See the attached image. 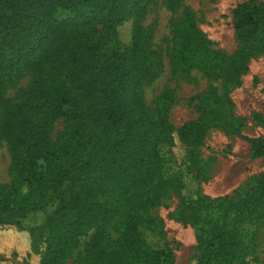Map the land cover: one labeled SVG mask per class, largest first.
<instances>
[{
	"label": "trees",
	"instance_id": "obj_1",
	"mask_svg": "<svg viewBox=\"0 0 264 264\" xmlns=\"http://www.w3.org/2000/svg\"><path fill=\"white\" fill-rule=\"evenodd\" d=\"M145 1L0 0V108L5 79L21 65L30 73L25 98L3 107L0 137L10 144L13 160L26 168L22 180L49 190L43 206L53 210L41 264H61L92 224L84 248L88 262L172 264L167 248L149 244L154 230L143 224L147 208L163 204L171 191L179 200L176 218L199 232V264H245L254 245L246 225L264 219V179L246 192L211 199L185 193L184 174L168 165L171 142L162 108L149 107L142 97L143 85L156 76L152 52L143 44L140 26L130 47L121 49L116 38V27ZM58 9L70 16L57 21ZM231 25L239 43L264 53L263 3L237 4ZM188 32L191 41L178 44L192 53L182 60L200 55L194 40L204 43L196 30ZM200 64L212 67L204 60ZM156 99L168 95L161 92ZM58 119L66 124L59 141L50 135ZM222 125L238 133L229 122ZM202 126L199 118L177 132L194 144L202 138ZM245 139L252 158L264 156V135ZM15 190L0 192V222H18L43 207L10 208ZM112 221H120L118 237L105 231Z\"/></svg>",
	"mask_w": 264,
	"mask_h": 264
},
{
	"label": "rangeland",
	"instance_id": "obj_2",
	"mask_svg": "<svg viewBox=\"0 0 264 264\" xmlns=\"http://www.w3.org/2000/svg\"><path fill=\"white\" fill-rule=\"evenodd\" d=\"M244 1L247 0H146L116 27L121 49L130 47L133 30L140 26L143 44L152 52V71L156 76L143 85L142 97L149 107L157 104L162 108L171 142L168 165L185 175V193L214 199L246 192L258 178L264 179V156L252 158L245 139L264 135V53L250 51L239 43L231 25L234 8ZM256 1L264 4V0ZM69 16L64 9L54 14L57 21ZM192 28L204 40L200 45L196 40L192 42L200 55L193 60L179 59L192 53L178 44L179 40L184 45L191 41L188 31ZM1 36L2 32L0 39ZM202 60L212 67L201 65ZM29 81L30 73L22 65L5 79L0 126L3 107L23 100ZM161 92L168 99L156 101ZM199 118L203 124L202 138L189 144L177 131L185 122ZM223 122L232 124L238 133L225 129ZM65 129L64 120H56L51 138L59 141ZM22 171L26 172V168L13 160L10 144L0 137V192L16 189L9 204L13 209L29 211L33 206H43L49 190L23 181L22 176L27 174ZM178 201L171 191L163 198V204L147 208L143 224L154 230L153 237L147 239L153 246L159 242L167 248L172 264H199V232L187 221L176 218ZM52 210L43 206L41 210L29 211L18 222L12 218L0 222V264L42 263L48 237L47 218ZM119 222L106 225V233L118 237ZM246 226L253 231L254 245L245 256V264H264V219ZM94 229L95 224L86 227V232L77 237L78 245L66 251L61 264H94L84 254Z\"/></svg>",
	"mask_w": 264,
	"mask_h": 264
}]
</instances>
